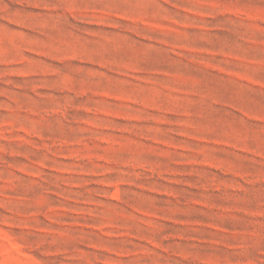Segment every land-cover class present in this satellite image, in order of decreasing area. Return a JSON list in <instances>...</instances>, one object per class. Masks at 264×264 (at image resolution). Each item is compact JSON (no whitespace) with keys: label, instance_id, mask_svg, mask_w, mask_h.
<instances>
[{"label":"rangeland","instance_id":"rangeland-1","mask_svg":"<svg viewBox=\"0 0 264 264\" xmlns=\"http://www.w3.org/2000/svg\"><path fill=\"white\" fill-rule=\"evenodd\" d=\"M0 264H264V0H0Z\"/></svg>","mask_w":264,"mask_h":264}]
</instances>
